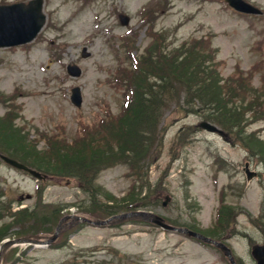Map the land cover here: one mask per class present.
<instances>
[{
    "label": "rangeland",
    "instance_id": "374dc122",
    "mask_svg": "<svg viewBox=\"0 0 264 264\" xmlns=\"http://www.w3.org/2000/svg\"><path fill=\"white\" fill-rule=\"evenodd\" d=\"M244 1L262 14L238 13L225 0H44L46 20L36 37L21 46L0 48V143L40 164L53 161L50 151L57 144L73 150L82 136L88 137L90 150L105 155L116 150L120 159L101 164L93 176L95 201L118 205L131 200L130 205L139 204L179 226L212 234L225 230L221 239L239 262L255 264L250 247L264 242L251 221L260 213L263 197L264 0ZM156 34L159 42L151 46ZM122 45L129 55L118 49ZM150 46L160 54L148 53ZM182 46L210 56L218 79H234L240 89L257 91V104L244 103L241 121L232 133L221 128L220 136L198 127L210 119L205 118L207 109L176 115L170 103L159 121L161 149L154 159L144 162L137 148L121 152L110 138L108 121L118 130L112 118L121 117L130 104L133 88L126 86L125 75L133 58L150 54L153 66L145 72L155 75L162 54L178 62L177 48ZM68 64L79 66L81 74L69 76ZM75 86L80 89V108L69 100ZM238 91L229 106L240 103ZM245 163L257 172L255 177L246 178ZM89 202L72 178L37 181L0 160V215L6 214L0 225L26 207L35 206V213L63 208V217L81 214ZM219 207V214L230 213L227 228L223 219L220 224ZM71 222L62 223L65 232L54 242L17 245L1 264H226L216 249L152 225L125 221L114 227H71ZM7 225L12 232L19 228L13 222ZM40 226L35 223L32 229Z\"/></svg>",
    "mask_w": 264,
    "mask_h": 264
},
{
    "label": "trees",
    "instance_id": "16d2710c",
    "mask_svg": "<svg viewBox=\"0 0 264 264\" xmlns=\"http://www.w3.org/2000/svg\"><path fill=\"white\" fill-rule=\"evenodd\" d=\"M157 45L159 42L157 34L153 36ZM151 46L149 49H151ZM148 53H157L152 49ZM177 51L181 53L179 60H168V53H164L163 60L160 65H156V73L148 74L145 69H149L154 60L148 56L142 58H133L132 69L125 75L126 86L130 85L133 88V95L128 107L123 109L121 117L112 118V121L118 124V130L111 129V122L109 125V134L111 139L115 143L114 147L125 150H134L135 153H140L144 159V162H148L154 159V155L161 149V135L158 128L159 121L163 116V112L169 108L170 103L174 104L172 109L176 115L197 113L198 109L204 108L208 111V118L213 122L226 129L229 133H232L233 127L241 120L238 116H242L241 109L244 103L257 104L256 94L257 91L244 90L238 87L239 83L234 84V79H227L221 83V79L217 78L214 67L212 66L213 59L210 56L205 58L206 53L192 49L188 51V46H182L177 48ZM209 53V52H208ZM165 55V56H164ZM192 56V59L188 61V58ZM160 57H162L160 55ZM170 57V56H169ZM147 63L149 65H147ZM156 78L155 82H149V78ZM238 91V97L240 103L237 105H228V102L233 95V92ZM248 96V99L246 96ZM237 99V97H234ZM132 105V107H130ZM186 106V107H185ZM237 106V111L232 112V108ZM228 107V108H227ZM253 107L250 111L253 113ZM209 109V110H208ZM111 117V116H110ZM207 117V116H205ZM81 141L77 145V142ZM88 137L82 136L74 142L76 146L73 150L67 146L69 151H65L64 148L60 149L57 144L55 148L51 149L50 154H54L53 161L46 160L44 164L30 163L28 161L29 154H18L10 150V146L5 142L0 143V152L17 158L22 162L32 166L33 168L40 170L44 173L59 176V177H72L77 180L78 188L86 196V200L90 202L88 208H82V212L98 218H106L109 215L119 213L131 209L128 200L127 203L122 202L118 205L108 203H100L96 197V190L93 189V176L99 171L101 164L113 163L114 159H120L117 156V151L110 152L109 155H105L101 150H90ZM81 149V151H80ZM108 158V160H104ZM40 157H34V160L38 162ZM45 160V159H44ZM263 163V188H264V158ZM99 165V166H98ZM110 201V200H108ZM4 205H9V202H3ZM261 212L257 218H254L253 223L256 228L262 233L264 238V194L261 203ZM35 206L32 208H23L18 210L16 217H9L8 222H2L0 225V239L7 235H33L39 233H50L54 229V225L61 217L62 208L49 209L44 208L40 212L35 213ZM230 213L218 214V218L223 219L224 228L229 226L228 216ZM6 214L0 215V220L4 219ZM15 223L19 228L17 231L12 232L9 230L7 224ZM27 223V225H25ZM37 223L41 225L38 229H32V225ZM22 226H20V225ZM173 224V223H172ZM223 228V229H224ZM224 231H220L217 234L211 232L207 235L218 238ZM15 249H11L5 256V260H8L9 255Z\"/></svg>",
    "mask_w": 264,
    "mask_h": 264
},
{
    "label": "water",
    "instance_id": "95a60500",
    "mask_svg": "<svg viewBox=\"0 0 264 264\" xmlns=\"http://www.w3.org/2000/svg\"><path fill=\"white\" fill-rule=\"evenodd\" d=\"M226 1L231 7H233L238 11L251 13V14L260 13L258 9L254 8L253 6H251L250 4L246 3L243 0H226ZM41 4H42L41 0H32L26 5L23 3H17L8 6H2V5L0 6V46H9V45L25 43L27 41H30L36 35V33L39 31L44 21V16L40 12ZM67 70L68 73L72 76H78L80 74V69L75 65L68 66ZM71 92L72 94L70 99L72 103L77 107H79L81 104V96L79 89L73 88ZM199 126L208 131L219 132L214 125L207 122H201ZM0 158L9 165L27 171L28 173L32 174L37 178H44V176H42L38 172L29 169L28 167H26L25 165L21 164L16 160L10 159L4 155H0ZM246 173H247V178H250L253 174L252 172L248 171L247 165H246ZM129 217L141 218L145 221L152 222L155 225L165 230L183 233L188 236L200 239L206 243L213 244L224 252L230 264H236L230 253V250L224 244L217 242L213 239H210L208 237H205L197 232L191 231L187 228L174 227L168 225L157 215L148 212H139V211L129 212L126 214L109 217L106 220H95V219L76 216V215L65 216L60 220V222L56 226L54 233L50 237H46V240L44 242L50 243L51 241L56 239L58 234L64 229L62 223L66 219H70L72 221L69 226L79 222L93 224V225H105ZM18 243H41V242L36 238L31 239L27 237L6 241L0 247V259L3 253L10 246ZM251 254L255 259L256 264H264V244L254 245L252 247Z\"/></svg>",
    "mask_w": 264,
    "mask_h": 264
}]
</instances>
